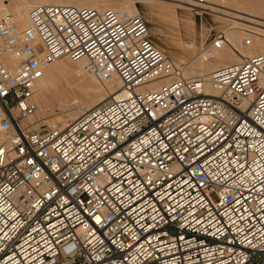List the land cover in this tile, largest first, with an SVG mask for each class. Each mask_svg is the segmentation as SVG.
<instances>
[{
    "label": "built area",
    "instance_id": "2783aa9c",
    "mask_svg": "<svg viewBox=\"0 0 264 264\" xmlns=\"http://www.w3.org/2000/svg\"><path fill=\"white\" fill-rule=\"evenodd\" d=\"M64 57L121 87L37 127ZM0 264H264V52L187 78L139 12L2 15Z\"/></svg>",
    "mask_w": 264,
    "mask_h": 264
},
{
    "label": "bare ground",
    "instance_id": "6f19581e",
    "mask_svg": "<svg viewBox=\"0 0 264 264\" xmlns=\"http://www.w3.org/2000/svg\"><path fill=\"white\" fill-rule=\"evenodd\" d=\"M172 1H175V3H171V8L174 12H176L177 8H184L185 10H191L196 7L204 8L220 13L222 16L224 15L225 17L219 15L218 18H220L224 24L227 23L226 25L229 26L228 32L220 38V40L222 41L221 48L218 49L209 46L207 48H204L200 52V54H194L195 56H193L190 61L186 62L185 71L182 67L184 77H200L205 80H209L210 74L214 70L229 64L241 63L248 59L250 56L264 52V0ZM211 2H213L212 4H217V6L219 7L221 6L223 8H227V10L221 9L219 7H214L210 5ZM46 4L90 7L99 10L104 8H111L118 10L122 13L129 14H135L138 12L137 8L133 5V1L130 0H0V14L5 13L14 15L18 25L20 27H25L28 24V13L31 8L37 5ZM228 8L231 10L234 8V10H237L238 12L249 16L233 13L234 10L233 12H230L231 10L229 11ZM189 12L190 11H188V13ZM233 18L239 21H235L233 20ZM192 21H190V23H188L189 21H186L183 24L186 29V32H188V29L194 28L192 27ZM247 23H251L252 25H249ZM250 39L252 41V44L246 45V41ZM192 50L193 48L191 46L186 49V52L190 55L193 53ZM76 63L81 68L85 69V61L79 60L76 61ZM66 68L67 66L63 59L56 60L54 63L50 64L46 68L44 77L37 84L33 99L38 104V112L42 113V115H45L48 110H51V108L55 105L54 103H56V101H61L64 99V97L62 96L64 95L62 94L64 88H62L63 86L60 84V78L62 77ZM90 74L91 78L95 79V76L92 73ZM104 83L107 85V88L104 89L105 91H107V93L104 92V94L101 91H95L97 93L94 92V95L91 94L88 95L84 100L82 99L83 101L76 105L75 109L71 112L72 115L69 117L68 120L77 119L81 114L91 109L98 103L104 101L108 95L116 93L121 87L120 80L116 78L107 80ZM209 89L210 88H207V90ZM33 116L31 117V120H33V122L35 123V119ZM68 120H65V118L63 120L62 118L61 122L66 123ZM55 124L56 123H51V125Z\"/></svg>",
    "mask_w": 264,
    "mask_h": 264
},
{
    "label": "rangeland",
    "instance_id": "374dc122",
    "mask_svg": "<svg viewBox=\"0 0 264 264\" xmlns=\"http://www.w3.org/2000/svg\"><path fill=\"white\" fill-rule=\"evenodd\" d=\"M130 1H133V5L137 8L138 12L147 22L154 44L168 58L172 59L177 65H179V67H183L184 71L186 62L190 61L193 56H195L194 54H200V52L204 48L209 47L214 38L220 39L229 30V26L226 25L227 23L224 24L223 21L218 18L219 15H222L211 10L196 7L191 10L186 9V11L184 8H177L176 12H174L171 8V3H175V1L172 0ZM212 3L213 2H211L210 5L219 7L217 6V4L215 5ZM219 8L227 10V8H223L221 6ZM228 10L230 11L231 9L228 8ZM233 10L234 8L230 12H233ZM188 11L190 12L188 13ZM233 13L241 15L243 14L238 12L237 10H234ZM3 14L1 13L0 16ZM243 15L249 16L246 14ZM222 17L225 16L223 15ZM233 20L239 21L234 18ZM186 21H189L188 23L192 21L193 23L192 27L194 28L188 29L189 33L186 32V29L183 25ZM247 24L252 25L251 23ZM191 46L193 48V53L189 55V53L186 52V49ZM61 59H63L67 66L65 72L60 78V84L63 86L62 88H64V91H62V94H64L62 95L64 99L62 98L63 100H61V96V101H56V103H54L55 105L51 108V110H48L45 115H42V113L38 112V104L33 99L34 103L37 106L36 112L33 116L35 119V126L37 127L43 125L51 126V123L63 124L61 122L62 118L63 120L64 118L65 120H68L72 115L71 112L75 109L76 105L82 102L88 95H94L95 91L107 93V91L104 90L107 88V85L104 83L107 80L101 81L94 74L93 75L95 76V79H92L91 74L88 73L86 69L81 68L76 63V61H73L66 57Z\"/></svg>",
    "mask_w": 264,
    "mask_h": 264
}]
</instances>
